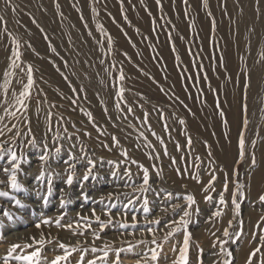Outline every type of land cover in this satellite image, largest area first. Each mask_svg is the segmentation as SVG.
Returning a JSON list of instances; mask_svg holds the SVG:
<instances>
[{
	"label": "rangeland",
	"instance_id": "rangeland-1",
	"mask_svg": "<svg viewBox=\"0 0 264 264\" xmlns=\"http://www.w3.org/2000/svg\"><path fill=\"white\" fill-rule=\"evenodd\" d=\"M245 3L251 4L253 14L257 12L255 0H207V7L203 0H161L162 8L156 0H0V30L11 35L21 53L16 68L11 66L15 59L11 56V73L23 76L19 91L10 84L6 89L11 92L10 104L3 97L6 79L0 77V129L4 130L0 142L9 141L5 147L18 154L23 149L25 161L18 180L26 189L14 192L0 185V191L10 193L0 196V264L13 243L39 247L40 264L65 255L60 243L69 253L61 264H78L81 256L87 264L103 256L105 245L111 248L109 255L106 260L97 259V264H112L120 249H125L120 251L121 264L138 260L153 264L143 259L155 247L152 233L160 242L171 230L170 222L183 214L188 194L197 201L187 229L192 233L190 264L195 262L197 247L203 249V264H213L220 259L215 253L218 241L225 239L222 233L233 218V206L229 204L222 217L209 222L218 197L212 193L213 202L204 201L202 185L191 178L197 172L204 184L214 172L217 193L227 176L226 199L235 184L243 186L245 198L240 199L237 218L243 220L242 234L224 247L232 250L233 264H245L264 235L260 219L264 204L259 201L264 195V19L252 46L254 28L248 23L251 13L243 12ZM258 7L257 13L264 16V0ZM29 65L34 84L26 98L21 96V81L27 84ZM142 116L152 123H143ZM241 136L245 157L238 162ZM45 142L53 152L62 145L60 156L51 162L58 171L66 167L68 149L80 156L83 148L96 161L94 175L83 186L75 182L64 205L61 190L68 189L60 178L53 179L54 193L47 205L37 193L42 183L35 179L41 170L38 156ZM165 145L168 155L163 154ZM7 159L0 160V167L7 166ZM141 165L149 169L147 186ZM76 167L83 175V164ZM145 187L149 191L142 192ZM145 196L148 212L144 211ZM13 197L25 207H18ZM172 205L179 207L174 210ZM93 210L105 221L103 230ZM45 219L53 223H42ZM156 219L159 225L149 223ZM56 220L64 226H57ZM89 222L91 227L86 229ZM237 230L233 220L229 231ZM42 238L45 242L37 244ZM141 240L147 243H138ZM125 241L135 247L128 251ZM182 242L183 232L170 238L157 264H171L178 256L171 249H179ZM257 256H264V247ZM253 264H257L255 258Z\"/></svg>",
	"mask_w": 264,
	"mask_h": 264
},
{
	"label": "snow or ice",
	"instance_id": "snow-or-ice-1",
	"mask_svg": "<svg viewBox=\"0 0 264 264\" xmlns=\"http://www.w3.org/2000/svg\"><path fill=\"white\" fill-rule=\"evenodd\" d=\"M7 2H9V0H6V3ZM184 2L187 3V0H184ZM203 2H204V6L207 7V0H203ZM255 2L257 5L256 11L259 12L258 5H259L260 0H255ZM156 3L157 5H160L162 8L161 0H156ZM2 20H3V17H0V21ZM214 23L215 22L213 21V24ZM253 31H255V29H253ZM109 39L111 38L109 37ZM18 49H19V45L17 44V50H15L12 53V56L15 57V59H13L11 62L12 68L19 67V65L17 64V60L20 59L21 53L19 52ZM262 58H264V54H262ZM26 74H27V84H23V82L21 81L22 88H23L21 92V96L27 98V97H30L31 95L30 90L34 84L31 65L28 66ZM6 75H13V73H6ZM119 79L121 81L125 79V76L122 70L120 71ZM8 87H9V83L8 81H6L5 89H7ZM124 91L125 89L123 87L119 89V95L121 96V99H123ZM5 103H7L6 100H5ZM17 103H19L21 107H24L26 109V105L24 104V101L22 99H18ZM245 108H246V105H245ZM129 111H131V109H129ZM89 115L91 114L89 113ZM181 123H184V122L181 121ZM13 127L15 126L13 125ZM3 135H4V130L0 129V137H2ZM85 135L90 136L91 133H85ZM6 143H9V141L0 142V160L5 159V157L8 158L7 166L0 167V174H2L4 177L3 179H0V185H4L5 187H10L11 190L14 192L26 191L24 185L20 183L18 180V174L23 172L22 164L25 161L23 149L21 148V151L18 154L12 148L5 147ZM53 143H55V140L53 141ZM116 143L118 144L119 141L117 140ZM31 144L33 147L36 146V141L34 138L32 139ZM161 144H163L162 140H161ZM188 145L189 146L191 145L190 137L188 138ZM148 146L154 148V146L151 144H149ZM72 147L75 148L76 146L73 145ZM176 147H177V151H179L180 145L178 142H177ZM244 149H245V140L243 136H241L239 139V161L238 162H242L245 157ZM81 151L83 154L80 156H77L74 152H72L71 149L67 150L68 159L64 161V164L66 165V167L61 172V171H58L57 169L52 168L51 162L55 158H58L60 156L62 152V145L55 147L54 152H53L52 150L48 149L46 142L43 144V148L41 149L40 155L38 156L41 170L35 177L37 181L42 182L40 185V188L37 189V193L38 195H40V198L43 204L47 205L49 202V197H51L54 193V188H53L54 178L62 179L64 181L65 188L68 189V191H65L63 189L61 190L60 203L61 205H64L68 202L64 197L70 195V189L72 185L75 182H80L81 186H83V182H87L90 176L94 175L93 170L96 168V161L88 157L87 152H85L83 148H81ZM124 154L127 155L126 152ZM163 154L168 155L166 145L163 148ZM156 158H159V153H156ZM181 159H183V157H181ZM133 162L135 163V161ZM78 163L83 164L84 166L83 175H80L77 172L76 165ZM171 163L173 165L176 164L175 157L171 158ZM255 163H256L255 154L253 153L252 154V164L255 165ZM141 167L143 168L142 165ZM152 167L155 168L156 166L152 165ZM184 171H187V169L185 168ZM176 172L178 174H181V169L176 168ZM113 175H115V173H113ZM157 175H159V172L157 173ZM234 175H238L237 170H234ZM209 176H210V179L207 182V184H204V182L199 178L198 172L192 175L191 177L192 179L196 180L197 183L202 185V191L206 193V195H204L205 202H213L212 193H216V196L218 197V200L214 202L218 206H216L215 210L211 213V216L208 218L209 222H211L214 218L222 217L224 215V209L228 208L229 204L233 206V213H234L233 218L228 221V227L223 230L222 235L223 237H225V239L218 241V243L220 244V248H219L218 253H215V255H218L220 259L213 261V264H233L232 250L230 248L224 247V245H227L230 240L232 242H235V240L238 239L239 236L242 234L243 220L237 219V218L240 217L241 215L240 199L245 198L244 193L241 191V188L243 186L240 185L239 183L235 184L234 191L231 192L229 199H226L225 194L228 193L229 191L227 176L225 177V182L223 184L222 191L218 193L216 192V189L214 187L217 177L215 176L214 172L209 173ZM149 180H150L149 169L143 168V184L146 186L149 185ZM141 191L147 192L149 191V188L148 187L142 188ZM9 194L10 193L8 191H0V196L7 197L9 196ZM156 195H159V193H156ZM167 195L171 197L172 193H168ZM86 198L87 197H85V199ZM13 199L15 198L13 197ZM185 199L187 203H186V206L182 209L183 214L180 215L179 220L173 219L170 222L169 227L171 228V230L168 231L166 234H164L160 242L157 241L155 233L154 232L152 233L151 244L155 245V247L149 249L150 257L147 254L144 255L143 259L145 260V262H147L150 259L151 262H153V264H157L159 257H160V253L163 251L164 244L168 243L169 239L174 237L176 233L183 232L182 246L179 247V249L173 246L171 249L173 253L178 252V256L172 260L171 264H190L189 250H190V247L193 246L192 243H190L192 241V233L189 232L187 229H188V225L192 222L191 218L193 215V212H192L193 205H197V201H196L195 196L192 194H188ZM259 201L261 204H264V195H260ZM148 203L149 201L147 197L145 196L144 197V211L145 212L149 211L147 207ZM15 204L20 208L25 207V204H23L19 199H15ZM178 207H179L178 205H172V208L174 210ZM199 211L200 209L197 206L195 209L196 214H199ZM4 215L10 216L8 212H5ZM93 216L95 217V221L98 223L100 229L103 230V228L106 226L105 221H102L100 217L95 214V210H93ZM81 219L87 220V218H84V217H82ZM260 219L261 221H264V215H262ZM233 220H236L237 225H238V230L235 233H232L229 231V229L232 228L233 226ZM133 221H135V216H133ZM42 223L51 224L53 223V221L49 219H45L42 221ZM55 223L57 226H61V227L64 226L60 224L59 220H56ZM107 223L109 224L112 223L111 218H109ZM149 223H154L156 225H159L160 220L156 219L154 221H150ZM36 227L39 228L40 224H37ZM66 227L71 229L72 225L68 224ZM79 227L80 225L77 224V228ZM90 227H91V224L89 222L86 224V229ZM257 227H259V224H257ZM149 231L151 230L149 229ZM79 234L83 235L82 232ZM213 235H215V233H213ZM2 239L3 238L0 237V240ZM31 239L35 241V237H32ZM96 239H99L98 234H96ZM260 241H261L260 246L256 247L255 249L249 252L248 257L245 261V264H253L254 258L257 260V264H264V256H260V257L257 256V254L260 253L261 247H264V235L260 237ZM44 242L45 241L43 240V238L40 241H36L37 244H43ZM125 243L128 244V249H127L128 251H131L135 247V245H133L129 241H125ZM138 243L143 244V243H147V241L141 240ZM216 246H217L216 243H214L213 247H216ZM59 247L61 249H65V255L57 256L55 259L50 261L49 264H61L62 261H67L69 253L67 252L66 246L63 243H60ZM23 248H32L33 250L30 252H24L23 254H21V252H18V249H23ZM110 250H111L110 246L105 245L103 256L95 258V259H91L87 262V264H97V259L106 260L109 255ZM82 251H85V250H82ZM92 251H96V249H92ZM120 251H125V249H120L118 251H115V260L112 262V264H121ZM202 253H203V249H200L197 247L196 259H195L194 264H203ZM40 257H41V249L39 247H34L32 244L20 245L18 243H13L7 252V256L3 258L2 264H12V261H17L18 264H40ZM78 264H84L83 256H81L80 260L78 261ZM137 264H140L139 260L137 261Z\"/></svg>",
	"mask_w": 264,
	"mask_h": 264
},
{
	"label": "bare ground",
	"instance_id": "bare-ground-1",
	"mask_svg": "<svg viewBox=\"0 0 264 264\" xmlns=\"http://www.w3.org/2000/svg\"><path fill=\"white\" fill-rule=\"evenodd\" d=\"M251 8L253 9V7L251 6V4L249 3H245L244 7H243V12H246L248 14H250L248 23L255 29V31H253V35L251 34V38L253 40V45L256 46V43L258 41V38L256 37V33L258 32V28L263 24V19L264 16L262 14H258L257 12H254V14L250 11ZM250 11V12H249ZM10 34L6 33V31L0 30V77L2 76V78H5L6 81H8V83L10 85H14L16 87V90L19 91L20 90V78H23V76L21 75L19 78L18 77H13V76H19V75H6V73H11V68H10V60H11V56L12 53L17 50V45H13V43L11 42V38H10ZM22 70H20L21 73ZM24 72V71H23ZM5 76V77H4ZM10 76H11V80H10ZM3 82V81H2ZM6 93V94H5ZM11 92H9L8 90H3V97L4 99L7 101L8 104H10L11 102ZM35 114H37V116L39 115V112H34ZM33 113L34 117L35 114ZM140 120L143 123H147L150 122L152 123V121L150 119H146L143 116L140 117Z\"/></svg>",
	"mask_w": 264,
	"mask_h": 264
}]
</instances>
